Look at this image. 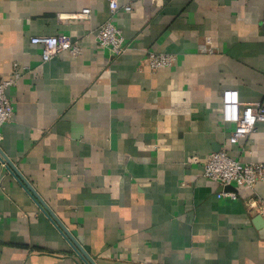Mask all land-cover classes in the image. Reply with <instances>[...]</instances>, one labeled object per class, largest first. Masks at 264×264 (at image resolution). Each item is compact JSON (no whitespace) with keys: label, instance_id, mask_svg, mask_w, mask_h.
I'll return each mask as SVG.
<instances>
[{"label":"crops","instance_id":"crops-1","mask_svg":"<svg viewBox=\"0 0 264 264\" xmlns=\"http://www.w3.org/2000/svg\"><path fill=\"white\" fill-rule=\"evenodd\" d=\"M62 34L81 52L42 61L31 37ZM17 69L0 149L96 264H264V180L231 199L203 175L211 151L264 166V122L230 143L221 120L224 89L264 104V0H0V81ZM0 264H86L1 161Z\"/></svg>","mask_w":264,"mask_h":264},{"label":"built area","instance_id":"built-area-1","mask_svg":"<svg viewBox=\"0 0 264 264\" xmlns=\"http://www.w3.org/2000/svg\"><path fill=\"white\" fill-rule=\"evenodd\" d=\"M140 0H129L120 5L119 0H107L110 13L113 16L119 9L129 11L134 3ZM66 18L89 19L91 9L85 7L78 13L67 14ZM31 43L41 46V59L48 61L61 52H68L76 56L81 52L77 41L69 35H36L31 37ZM96 44L100 49H107L112 55H120L126 50L122 31L114 24L111 18L104 21L97 29ZM211 51V48L209 47ZM176 57L172 53L149 50L144 56V64L151 69L168 68ZM20 78V73L14 71L12 78L0 81V129L13 116V105L6 95L8 86ZM221 120L224 124L233 125L229 135L230 143H237L246 137L258 122H264V104L261 101H242L236 89L228 88L221 91ZM1 131V130H0ZM2 138L0 132V140ZM5 166V162H1ZM203 175L222 188L224 186H245L253 189L264 180V166L260 162H244L230 157L226 151H211L203 163ZM218 197L236 198L232 190H221ZM252 205V201H248ZM264 217V208H260Z\"/></svg>","mask_w":264,"mask_h":264},{"label":"water","instance_id":"water-1","mask_svg":"<svg viewBox=\"0 0 264 264\" xmlns=\"http://www.w3.org/2000/svg\"><path fill=\"white\" fill-rule=\"evenodd\" d=\"M0 161L5 162V167L14 175V177L20 182V184L25 188V190L30 194V196L34 199V201L38 204L40 209L45 213V215L52 221V223L58 228V230L62 233L65 239L69 242L73 250L78 254V256L86 263V264H96L93 259L88 254V251L80 242L75 232L68 231L60 221L53 215L51 210L47 207V205L40 199V197L36 194L34 189L29 185V183L23 178L18 169L14 166V164L6 157L3 151L0 149ZM223 189H233L232 186H224ZM257 225L264 232V220L262 216H257Z\"/></svg>","mask_w":264,"mask_h":264}]
</instances>
